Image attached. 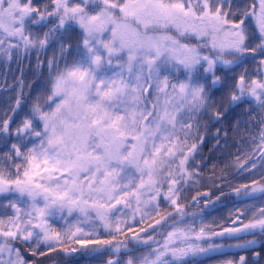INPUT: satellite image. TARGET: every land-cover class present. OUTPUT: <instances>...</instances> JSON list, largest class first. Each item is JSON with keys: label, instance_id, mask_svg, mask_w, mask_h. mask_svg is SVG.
<instances>
[{"label": "snow or ice", "instance_id": "1", "mask_svg": "<svg viewBox=\"0 0 264 264\" xmlns=\"http://www.w3.org/2000/svg\"><path fill=\"white\" fill-rule=\"evenodd\" d=\"M0 264H264V0H0Z\"/></svg>", "mask_w": 264, "mask_h": 264}, {"label": "rangeland", "instance_id": "2", "mask_svg": "<svg viewBox=\"0 0 264 264\" xmlns=\"http://www.w3.org/2000/svg\"><path fill=\"white\" fill-rule=\"evenodd\" d=\"M13 68H15V65H13ZM194 194V193H193Z\"/></svg>", "mask_w": 264, "mask_h": 264}, {"label": "trees", "instance_id": "3", "mask_svg": "<svg viewBox=\"0 0 264 264\" xmlns=\"http://www.w3.org/2000/svg\"><path fill=\"white\" fill-rule=\"evenodd\" d=\"M205 151H207V150H205ZM209 219H211V218H209Z\"/></svg>", "mask_w": 264, "mask_h": 264}]
</instances>
